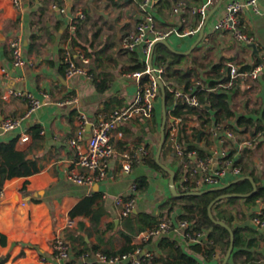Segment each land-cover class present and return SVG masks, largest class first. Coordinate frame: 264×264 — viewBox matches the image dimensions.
<instances>
[{"label":"crops","instance_id":"1","mask_svg":"<svg viewBox=\"0 0 264 264\" xmlns=\"http://www.w3.org/2000/svg\"><path fill=\"white\" fill-rule=\"evenodd\" d=\"M54 1L65 7L67 12L52 9L50 5ZM177 1L173 0L170 8L161 11L160 4L155 6L159 26L165 30L183 28L181 31L196 28L200 16L190 10L174 14ZM183 1L190 9L206 0ZM228 1L214 0L205 19L202 40L191 52L179 53L189 56L198 47L201 52H206L196 54L193 59L204 64L200 68L202 77L197 78L202 82L209 83L214 79L215 74L210 72V68L215 64H223L220 73L226 77L229 74L228 62L254 66L264 54V0H257L258 11L248 5L239 15L243 32L252 38L250 44L238 41L231 31L214 30L215 23L225 15ZM128 8L131 10L126 13ZM78 10L85 12L86 19L78 22V41L82 46H72L73 52L76 55V50L82 49L90 56L88 66L92 78L84 75L68 77L63 61V49L71 43L70 34L76 32V28H71V20ZM139 17L137 0H127L119 6H114L109 0H22L20 8L15 7L12 0H0V141H9L19 137L21 131H27L31 135L30 140L22 142L18 138V148L27 151L29 158L35 159L41 166L32 175L10 178L8 166L0 155V233L7 240L3 244L0 236V257L8 256L4 264H56L52 255V242L56 235H62L70 244L71 255L66 264H105L94 254L84 256L78 253L95 245L108 250L128 245L130 241L120 231L129 233L133 243L135 233L125 228L114 196L136 195L133 217L142 211L160 213L161 203L171 197V175L166 176L152 168L144 157L130 173L123 172L120 167L122 153L141 144H146L150 154L154 153L156 157L162 134V102L159 104L161 111H156L151 119L131 120L113 131L117 153L105 179L88 186L69 178L71 170H84L76 164L77 149L69 143L78 129L79 114L83 112L90 121H94L100 115L124 105L137 92V81L125 75L132 71L136 63L132 62L129 53L121 49L120 43L123 36L135 27ZM200 33L201 30L184 36L171 34L167 40L175 50L187 52L195 45ZM15 36L21 37L24 55L30 61L18 68L13 65L10 47V40ZM191 65L189 61L188 66ZM103 80L106 83L101 90L97 83ZM10 88L32 92L42 99L48 92L52 99L33 112L21 127L4 131L2 123L6 118L17 117L27 111V101L23 97L3 96ZM231 102L238 113L260 122L264 109V71L249 88L237 83L231 90ZM169 118L167 116L166 127H169ZM234 119L231 118L233 123ZM240 128L245 127L240 125ZM250 128H253L252 125ZM246 132L252 137L253 144L241 152L233 150L232 154L244 165V175L255 174L260 178V184H264V136L258 138L249 130ZM88 135L89 132L86 137ZM85 144L86 141L83 146ZM195 144L208 154H216L223 147L207 129ZM163 152L161 161L176 171L182 163L181 159L170 146L164 155ZM212 166L215 167V163ZM143 176L149 178L148 189L133 191V185ZM91 196H96L92 209L101 213L97 225L91 220L93 214L83 211L71 215L81 201ZM256 207L258 209L257 204ZM70 217L75 221L71 227L67 222ZM164 235L187 244V237L180 231L172 230L161 236ZM161 236L145 244L143 256L148 252L163 253L158 246ZM203 239H206V234ZM257 250V264H264V240L260 241ZM219 256L218 253L210 264H217Z\"/></svg>","mask_w":264,"mask_h":264},{"label":"built area","instance_id":"2","mask_svg":"<svg viewBox=\"0 0 264 264\" xmlns=\"http://www.w3.org/2000/svg\"><path fill=\"white\" fill-rule=\"evenodd\" d=\"M22 0H12L15 7H21ZM160 0H137V10L139 12V21L133 29H130L121 40V49L126 52L137 51L140 53L142 61L145 62L144 70H132L125 73L126 76L137 81L138 89L132 99L128 100L121 107L113 109L106 115H100L94 121H90L85 113L78 116V129L73 137L69 139V143L77 149L76 164L83 168V171L71 170L69 178L75 183L81 185L92 186L93 184L105 179L111 167L112 159L115 157L117 150L113 142V131L122 123L131 120H148L154 117L157 106L162 102V91L159 80H163L164 66H157L150 63V56L157 41L167 39L171 34L184 36L199 32L205 23V19L209 7L214 0H206L199 6L188 9L187 3L179 0L175 3L173 13L180 15L187 10L200 16V23L196 28L179 30L177 27H171L168 30L162 29L155 15V6ZM248 5L254 6L255 10H259L257 0H229L226 5V12L214 25V30L231 31L234 37L241 42L250 44L252 38L243 32L241 28V20L239 15ZM51 8L61 13H66V8L60 6L57 2L51 3ZM86 19V14L82 10H78L72 18L71 28H76L77 20ZM10 47L13 56L14 67H23L30 61L24 55L23 41L20 36H15L10 40ZM63 61L66 64V75L73 77L75 75H84L92 78L93 75L89 68L90 56L82 49L76 50L74 55L71 44H66L63 49ZM229 74L227 78L218 83L213 89L233 90L237 83L249 88L251 83L259 78L264 71V54L252 69H243L242 65L236 62H228ZM164 81V80H163ZM195 85L190 88L184 86H168L169 91L173 94L175 101L182 102L189 107L201 106L198 92L205 86L201 79L195 80ZM166 85V84H165ZM200 86V87H199ZM5 98L12 96L23 97L27 101V111L25 114L17 117L6 118L2 123L4 131H12L21 127L24 121L35 111L40 109L48 101L52 99L50 93H44V99L37 97L29 91L10 88L3 93ZM169 112V114H168ZM170 117L169 130V146L172 151L181 159L185 166H188L186 158L192 163L191 175H199L195 180V191H201L212 187L225 185L241 176H244L246 169L244 165L238 162L232 151H243L246 147L253 144V139L247 132L237 131L228 122L218 121L212 118L209 124L204 127L208 132L218 139L221 150L216 154L209 153L202 158L196 148L187 149L190 144H195L198 136L195 137L197 129L201 126L195 117H187L184 115L176 116L172 114V108L167 111ZM88 126L90 129L88 130ZM181 129L187 135L188 141L179 140ZM89 132L88 137H86ZM203 132V133H204ZM198 134V133H197ZM203 135V134H202ZM202 137V136H201ZM22 142L29 141L31 135L27 131H21L18 137ZM86 141L85 146L84 142ZM149 154V148L146 144L132 147L124 151L121 155L120 167L123 172L130 173L134 165L143 157ZM195 161V164H194ZM215 163V167H213ZM187 179V176H185ZM133 191H137L136 184L133 185ZM115 205L119 209V215L126 217L134 213L137 197L135 194L129 196H114ZM258 212L253 217V224L260 230L264 231V200L258 199ZM68 226H74L73 218H68ZM191 223L186 219H174L173 217L163 218L157 225L138 232L134 236L133 244L137 246L134 253H125L119 255L108 256L103 252H96V258L105 264H142L141 256L144 249L141 245L148 242L154 237L163 235L172 230L182 232L191 242L201 240L200 233L186 232ZM52 255L56 260V264H66L70 258L71 248L68 241L62 235H56L52 242ZM148 257L152 253L146 254ZM84 256H90L86 254Z\"/></svg>","mask_w":264,"mask_h":264},{"label":"trees","instance_id":"3","mask_svg":"<svg viewBox=\"0 0 264 264\" xmlns=\"http://www.w3.org/2000/svg\"><path fill=\"white\" fill-rule=\"evenodd\" d=\"M109 1L114 6H119L120 4L127 2V0ZM172 1L173 0H160L158 2V4H160V11L163 8H170ZM79 21L81 20L76 21V32L70 34L71 46H82L78 41L80 26L78 23ZM181 30H183V28H181ZM127 53L130 54L132 62L136 63L133 64L131 70H144L146 68V64L141 60L142 58L139 52L132 51ZM154 64L165 67L163 80L166 84V106L167 111L172 108L173 115L195 117L203 128L206 124L211 122L213 117H215L218 121L230 123V125L237 131H239L241 125L245 128L240 130V132H246L249 130L254 137L256 136L260 138L261 136H264V109L260 122H256L254 118L238 113L237 110L234 109L231 102V90L213 89L218 83L227 78V76L223 77V74L220 73V69L223 66L222 63L215 64L212 68H210V72L215 74V76H213V80L209 81V83H206L205 80L203 81V85L205 87L198 92V96L201 101V106L199 107H189L182 102L175 101L168 86H184L185 88H190L195 85V80H193V78L197 79L202 77L200 68L204 66L203 63L193 61L192 65L188 66L189 59L187 55L176 53L165 43H158L154 50ZM253 67L254 66L250 65L242 66L243 69H252ZM105 83L106 80L100 81L97 83V86L103 90L105 88ZM231 118H235L234 123L231 121ZM251 125L253 128H250ZM198 132L199 130L197 129L195 137ZM183 139L188 141L187 135L184 133V129H181L179 140L183 141ZM168 144L169 130L168 127H166L165 143L162 151L169 147ZM192 148H196L202 158H205L208 154L200 148L198 149L196 144H190L187 146V149ZM0 155L3 156L8 166V176L10 178L15 176H29L41 169V166L35 159L29 158L27 151L18 148V136L9 141H0ZM144 158L145 162L152 168L162 171L166 174V176L170 175L157 162L154 153L150 154L149 152V154ZM189 160L194 159H192V157L186 158L188 166H185L182 162L176 170L177 189L180 193L195 191V180L199 177V175H191V167L193 164L190 163ZM185 176H187V179H185ZM252 176L257 183V191L251 196H232L217 201L212 209L215 219L210 216V203L218 196L226 193H251L254 190V185L250 179L246 178L233 182L228 187L209 190L208 192L198 195L191 194L174 196L172 194L170 198L161 203V210L158 214L142 211L138 212L135 217L132 215L123 217L125 228L135 234L157 225L165 217H173L176 220L186 219L191 223L186 232L192 234L200 233L201 235L206 234V239H201L197 242H189L187 237V244L179 243V240L170 236H161L158 246L163 253L161 255L152 253L151 257L145 255L142 258V264H210V262L215 260L218 253L220 256L217 264H222L229 250L232 237L231 231L227 227L216 222V220L225 221L232 228L235 234L234 249L227 264H257L259 260L257 258V247H259L260 241L264 240V231L262 232L254 224H250V221L247 218L249 217L250 220H252L257 214V200H264V184H260V178L258 176L255 174H252ZM136 183V188L140 191L147 190L150 185V181L147 176L138 178ZM1 189L2 187L0 185V191ZM95 198L96 196L86 197L74 208V210H72L71 215H75L76 213L83 211L93 214L91 220L94 225H97L100 221L101 213L92 209ZM239 199H243L245 204L248 205L247 208L242 211L241 217H238L236 213L223 207L226 202L235 203ZM179 208H181V212H178ZM120 232L130 241L128 245H124L117 250L103 249L99 245H95L92 249L81 250L78 255H91L96 252H103L108 256L134 253L137 246L131 243V235L125 231ZM0 236L2 243L6 244V236L2 233H0ZM150 240L148 242H150ZM148 242L141 245L143 249L145 248V244ZM7 260L8 256L0 257V264H4Z\"/></svg>","mask_w":264,"mask_h":264},{"label":"water","instance_id":"4","mask_svg":"<svg viewBox=\"0 0 264 264\" xmlns=\"http://www.w3.org/2000/svg\"><path fill=\"white\" fill-rule=\"evenodd\" d=\"M103 14H105V12H102ZM205 26L206 24L202 27L201 29V33H200V37L199 39L196 41L195 45L187 52H179L177 50H175L169 43V41L167 39H162V40H159L156 42L155 46L158 44V43H165L167 44L171 49H173L175 52L177 53H189L191 52L199 43L200 41L202 40L203 38V35H204V31H205ZM255 45V44H254ZM154 50H155V47L151 53V56H150V63L153 65V58H154ZM160 82V86H161V91H162V108H163V123H162V129H161V141H160V144H159V148H158V151H157V155H156V160L157 162L166 170L170 173V188H171V192L174 196H184V195H191V194H203L205 192H208L209 190H215L217 188H225V187H228L230 186L233 182H237V181H240V180H243V179H250L254 185V190L251 192V193H248V194H239V193H226V194H223V195H220L218 196L216 199H214L210 205H209V211H210V216L214 218V215H213V212H212V209H213V206L214 204L221 200V199H224V198H229V197H232V196H239V197H247V196H251L253 195L256 191H257V183L255 182V180L253 179L252 176L250 175H244V176H241L223 186H219V187H212V188H209V189H205V190H201V191H192V192H187V193H180L177 189V184H176V171L171 169L170 167H168L166 164H164L163 162H161V154H162V150H163V146H164V143H165V130H166V124H167V106H166V85H165V82L163 80H159ZM204 132V128L202 126H199V132L197 134L198 136V139L199 141L201 140V136ZM178 212H181V208L178 209ZM136 213V210L134 211V214ZM117 223H119V219L116 220ZM216 222H218L219 224L227 227L230 231H231V244H230V247H229V250L224 258V261L222 264H227V262L229 261L230 259V256L233 252V249H234V232L232 230V228L225 222V221H222V220H216ZM205 237V234L202 236L201 239H203ZM143 256V254L141 255Z\"/></svg>","mask_w":264,"mask_h":264},{"label":"rangeland","instance_id":"5","mask_svg":"<svg viewBox=\"0 0 264 264\" xmlns=\"http://www.w3.org/2000/svg\"><path fill=\"white\" fill-rule=\"evenodd\" d=\"M129 9V8H128ZM127 9V10H128ZM130 10L131 9H129V11H126V13L128 12H130ZM114 17H116V12H114ZM199 48L200 47H198L195 51H193L191 54H189V56H188V58H189V61L190 62H193V59L196 57V54H206V52H201L200 50H199ZM199 51H200V53H199ZM156 111H161V108H160V105H158L157 106V110ZM170 124V118H169V123H168V125ZM166 149L167 148H165V150H164V152H163V155L165 154V152H166ZM263 159H264V154H263ZM177 160H178V158H177ZM161 162H163V161H161ZM164 163V162H163ZM165 164V163H164ZM177 184V183H176ZM178 188V187H177ZM244 203V204H243ZM247 204H245V201L243 200V199H239L237 202H235V203H228V202H226L224 205H223V207H225V208H227V209H229V210H231L232 212H234V213H236V215L238 216V217H241L242 216V211L244 210V209H246L247 208V206H246ZM250 222H252V224H253V219L252 220H250V218L248 217L247 218ZM168 233V232H167ZM164 234H166V233H164Z\"/></svg>","mask_w":264,"mask_h":264}]
</instances>
